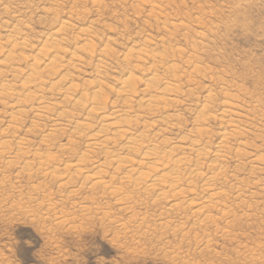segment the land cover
<instances>
[{"label":"bare ground","instance_id":"1","mask_svg":"<svg viewBox=\"0 0 264 264\" xmlns=\"http://www.w3.org/2000/svg\"><path fill=\"white\" fill-rule=\"evenodd\" d=\"M8 1L0 0V187L9 181L7 173L14 170L16 175L13 176V179H16V181L19 178H25L28 182L32 179H37L39 182L50 181V183L56 184L60 190L66 189L67 194L65 197L67 195L75 197L79 195L81 190L88 193L89 196L99 195L102 201L103 198L107 199L109 197L112 199V205H114L118 214L120 212V214L125 213L128 216L125 217V222L123 218V221L120 219L116 222L114 216V221L110 220L113 213H109L110 208L107 203H105L107 205L105 208L103 207L105 205L94 206L95 201L92 205L93 208L79 206L77 203V206L74 204L69 206H73V211L75 210L79 215L81 214L82 220L86 218L90 221L92 217L90 216L89 219L88 216L95 214L102 215L101 218L108 220L107 222L110 224L115 222L118 228L116 229L117 236L121 234L123 237H129L127 239H130L131 243L146 240L152 234L154 237H158L157 241H160L170 234L175 241V238L179 237L181 242L191 240L195 244L201 243L202 247L200 248L204 250L210 249L211 244L213 247L214 243H211L212 240H210L213 236L210 238L211 233L207 229L215 227L214 230H211L216 234L215 230H218L216 222L220 219H224V225L226 223L225 226L229 228L228 223L232 222L233 219H228V221H232L225 222L226 219L233 216L230 214L232 208H239L241 203L245 204V200L242 199L245 196L243 193L246 187L244 186L250 182L252 183V181L248 184L243 182L245 174L244 177L242 176L243 179L236 175L238 174L239 165L235 164L234 167L232 166V171H230L228 167L229 160H240L244 156L247 159L249 158L247 162L254 165L255 163L260 165L264 162V155H260V152L257 155L254 151L255 154L250 155L251 157L249 152L248 154L245 153L246 148L249 147L248 144H251L247 143L245 138L251 134L250 132L253 131L254 126L253 118L252 124L249 123V119L251 116L256 120L260 118V121L264 119V115H258L256 112L257 105L248 101L245 102V99L252 96L249 94L250 97H247V94L240 88L242 85L237 86V83L232 84L233 81H227L232 76L227 80H225L226 77L225 79L222 77L223 80L218 78V75H221L220 71H213L215 75L219 73L216 77H213L214 74L210 75L206 72L211 68L206 66L204 67L206 69L203 70L199 66V62L202 61L201 58L198 62L197 57H195L199 53L194 55L196 50H201L199 44L200 49L194 45L196 49L192 46V43H189L191 49H188L191 51L188 52L187 49L184 51L176 47L179 46L174 45L176 42H173L172 45L169 43L170 38L175 37L174 33L176 35L178 31L184 30L186 28L185 23L188 22L185 21L184 26L176 20L173 21L170 14L163 7L162 0L137 1L148 4L151 13L149 15L155 18L157 24L159 19V22H161V19L163 20L160 24L163 26L162 28L166 29L165 32L171 28L170 37H168L170 40L167 42L168 38L166 40L159 38L156 41L150 37H144L143 34L141 40L132 42L133 44L123 54L120 53L122 55L120 57L107 44L96 49L95 42L98 41L99 36L94 32L95 29L87 26L86 28L76 27L72 23L75 19L77 21L76 25H80V22H78L80 13L76 5L81 0L78 4L73 0L71 7L77 9L68 10L65 17L61 15L65 20L60 17V12L64 9L59 10L58 0H38V4L33 2L32 8L29 3H27L28 5L25 4L23 14L26 15L28 10L31 14L35 6L34 12L39 11L41 14L48 15V20L50 19L49 16H52V20L56 24L54 27L52 26L53 29L49 30L50 32L44 33L42 31L44 35L41 32L42 38H37L36 42L30 40L27 35L29 31L32 32L30 28L32 21H29V24L27 18L21 16L23 14L18 15L20 13L18 11L9 12L7 4L13 2L10 3L9 1L8 3ZM83 1L86 2V0ZM96 2H98L97 5H100L99 1ZM43 3L46 6L49 5L50 8L39 7ZM73 3L76 5L74 6ZM8 7L12 8L11 6ZM96 7L98 8V6ZM100 8L101 6L97 11H100ZM201 13V16L206 14L202 15ZM4 16H7L6 19H4ZM197 18L200 19V16ZM171 20L173 22H170ZM193 20L195 22V19ZM91 22L93 21L89 23ZM199 22L202 24L201 21ZM207 23L210 24L211 21ZM188 24H190V21ZM193 24L196 26V23ZM49 25L54 24L49 23ZM74 29L75 32H72ZM203 29L201 28L202 31ZM185 30L189 29L186 28ZM1 31H4L5 34H1ZM168 32L170 31L168 30ZM184 35L183 37H185ZM197 35L199 33L195 36ZM200 36L202 35L200 34ZM190 37L192 38V36ZM185 39H183L185 42L189 41L188 38ZM109 40L107 41L109 42ZM110 41L111 45H114L112 44L114 40ZM190 41L196 44V41L192 39ZM187 42L186 45H188ZM193 47L195 51L192 49ZM176 59L181 62V66L178 65ZM110 61L118 64L119 77L113 78L112 76L110 79L109 76L111 83H107L106 75L108 74V67H111ZM84 66L92 68L89 73L83 71ZM85 70H87L86 67ZM137 73L140 75L145 74V78L139 79ZM195 78H199V80L200 78H202L201 80L207 79L209 82H213L216 87L218 86L219 90L218 92L213 90L215 92L213 94L210 88L205 89L207 92L201 97L203 101L200 105L196 106L195 104L193 107L194 103L191 104L193 101L190 102L191 99L188 98L193 95L191 87L197 88L192 86ZM232 79L234 78L232 77ZM195 85L199 86V84ZM216 87L212 88L215 89ZM201 88L203 89V87ZM216 96L219 98L218 109ZM193 99L194 102H197L195 97ZM183 106L188 110V113H192V117H190L192 125L189 122L188 124L191 127L186 130L182 129L186 127V122L183 125V114H179L174 110ZM244 119L247 121H244ZM210 124L211 126L217 124L218 133ZM258 124L256 125L258 126ZM210 127L216 131V136L213 135L214 131L212 132ZM182 130L185 132H181L182 134L176 133ZM173 132L176 137H172ZM26 136H34L35 139H38L36 145L31 146V142ZM213 136L214 138L218 137L216 143H213ZM60 139H64L65 142H57ZM77 146H82V150L76 152ZM247 162L245 161V163ZM241 166L243 167L242 163ZM252 170V173L248 174L249 176L254 173ZM243 172L242 170L239 175ZM260 179L257 177V180ZM10 183L15 184L16 182ZM253 183L259 184L255 181ZM253 183L250 185H253ZM19 186L12 188L18 189ZM39 187L40 184L36 187L31 186L30 190L36 191L40 189ZM6 188H3L4 192L3 190H0V192L6 194ZM20 191L18 190V192ZM49 193L51 192L49 191ZM49 193L47 192V195ZM63 193L65 192L63 191ZM230 195L233 197L232 200L230 199L231 202H228ZM249 195L252 199V194ZM91 199L89 198L90 203ZM249 201L247 202L249 203ZM47 204V207L52 206L50 202ZM256 204L258 205V203ZM249 207L246 208H249V210L253 208H251V205ZM44 209V212L48 214L50 210L48 209L47 212V208ZM240 210L243 213L242 208ZM75 211L73 213L76 216L78 213L75 214ZM212 213L218 215L219 219L215 218ZM59 214L60 216H53L55 219L52 217V220H57L56 223L59 225H66L67 217L65 215L67 214L62 212ZM47 216L49 217V215ZM71 220L73 221V219ZM82 220L79 222H83ZM173 220H176V222ZM222 221L219 222L222 223ZM175 223L177 224L175 225ZM233 223L234 221L230 224V227ZM48 232L47 234L50 233ZM221 232L225 237L230 236V233L225 230H221ZM218 234L217 236H219ZM222 234L220 235L223 238ZM154 244L158 243L154 242ZM161 244L163 243L161 242ZM257 245L259 244L256 243ZM261 245L259 246L261 247ZM256 246L254 245V248ZM166 247L165 250L168 249ZM257 248L259 249V247ZM250 249L253 250V247ZM244 251L246 252L245 249ZM203 252L200 251L199 253ZM173 253L175 252L173 251L171 254ZM179 254L181 253L179 252ZM187 254L186 257H188ZM239 254L241 256L242 253ZM244 256L241 258L244 259ZM180 257L179 261H181ZM251 257L249 256V259H252ZM259 258H255L258 259L256 261L259 262ZM262 258L264 259L263 256ZM176 259L178 261V258ZM182 263L179 262V264Z\"/></svg>","mask_w":264,"mask_h":264},{"label":"rangeland","instance_id":"2","mask_svg":"<svg viewBox=\"0 0 264 264\" xmlns=\"http://www.w3.org/2000/svg\"><path fill=\"white\" fill-rule=\"evenodd\" d=\"M9 1L10 3L11 1L14 3V4L13 3L7 4V8L9 12L18 11L20 12L18 15H21L25 12V10L23 9V7H26L25 4L29 3L31 5V8H32L33 2L34 4L35 3L38 4V0H32V1L9 0ZM58 1H59V10L61 11V8L64 9L62 12H60V17L62 20H65L62 18V16L64 15L65 17L66 13H68V10L73 11L78 8V12L80 13L78 15V22H80L79 23L80 25H76L77 21H75V19H73L74 22L72 21V23L75 24L76 27L80 26L82 28H86L87 26V27H92L93 29H95L94 32H96V34L99 36L98 41L95 42L96 49L99 48L100 46H104L107 44L108 46L112 48L114 53L116 52V55L118 57L122 56L121 54H123V52H125V50L129 46H131L134 42H137L138 40L140 41L141 40L140 38L142 37L143 34L145 35V36L143 35L144 37H148V38L150 37L156 41L159 38L166 40L168 37H170L169 33H171V28L167 29V32H165L166 29L162 28L163 26H161L160 24L162 23L163 20L161 19V22H159L160 21L159 19L158 24H157L155 22L156 21L155 18L154 17L152 18L150 17L152 15H149L151 13L149 12L148 4L139 3L137 0H93V1L86 0V2H84L83 0H81L82 2L80 0L78 1L74 0L75 2H77L76 4H78L80 1L78 5L74 4L75 2L73 3L74 6L75 5L78 6L77 8L73 6H72L73 8L71 7L73 0L71 1L70 0H67V1L58 0ZM95 1H99L100 5H97L98 2L95 3ZM21 2L22 4H20ZM62 2L63 4H61ZM92 2L94 3L93 5L91 4ZM162 2H163L162 3L163 7L166 9V12L170 14V17L173 21L176 20L178 21V23H182V24H184L185 21L188 23L190 21V24L185 23L186 26L184 24V26L190 30L189 33H188L189 30H185L186 28H184V30L180 32L178 31L176 35L174 33V36H175L174 38L177 37L175 40L172 36L170 38L172 41L168 38L167 42L170 40L171 42L169 41V43H171V45L173 44V42H176L174 45H179L176 47L184 51L185 49H187L188 52L191 51L189 50L191 49L190 48L191 46L189 45V43L190 44L192 43V46L196 45L197 47L199 44V47L201 48L200 51L199 50L195 51L194 49L195 46L192 48L195 51L194 55L197 53L200 54V55L197 54V56H195L197 57L198 62L200 60L203 61V62L201 61V63L199 62L200 64L199 66L203 68V70L206 69L204 68L206 66H208V68H211L212 71H210L211 69L207 68L208 71L206 72H208L210 75L214 74L213 77H216V75L220 73L222 76L218 75V78L223 77L225 79L226 77L225 80H227L228 78L232 76L234 79H232L231 77V79L230 80L228 79L227 81L229 82L233 81L234 83L233 82L231 83L232 84L237 83L236 84L237 86L242 85L240 88H242L244 93L247 94V97H250L249 94L252 96L250 97L252 99L247 98L248 100L245 99V102L248 101V102H251L257 105L256 112L258 113V115L260 114L264 115V111H263L264 110V0H162ZM138 3L141 5H139ZM43 4H41L39 7L50 8L48 4H47L48 6H46V4L44 5ZM8 6H11L14 10ZM18 6H20L22 9ZM96 6H98V8L101 6V8L99 9L100 11H97L98 8ZM34 8L35 6L33 7V9ZM18 9L19 10L21 9V10L19 11ZM33 9L32 11L34 12ZM94 9H96L95 12H94ZM200 12H202L201 13L202 15L206 13L207 15L205 14V16L207 18L205 16H201ZM32 13L30 14L28 10L26 15L23 14L21 16L23 17L25 16L28 22L32 21L33 23V24L31 23L32 25L29 22L32 32L29 31L27 35L30 40L32 39L33 42H36V40L42 38L41 37L42 31H44V33L50 32L53 29L52 26L54 27L56 24L53 22L52 16H49L50 19L48 20L47 18L48 15H45L43 13L41 14L39 11L38 12L35 11L34 12L35 14L34 13L32 14ZM198 15L200 16L201 20L197 18L199 17ZM4 17H5L4 19H6L7 16H4ZM29 17L32 19L34 17V19L32 20ZM1 18L3 19V17ZM25 18L23 19L25 20ZM193 19H195V22ZM172 20L170 22H173ZM90 21H93L91 22L92 24L89 23ZM199 21H201L203 25L200 24ZM205 21L207 22L211 21V23L209 24ZM153 22H155L156 24ZM212 22H214L215 24L214 23L212 24ZM49 23L54 24V25H49ZM193 23H196V26ZM199 24L200 26L202 25L204 29L202 26L200 27ZM214 25H217V26H214ZM196 27H199L200 29L199 28L196 29ZM201 28L203 29V31L201 30ZM75 29L72 32H75ZM168 30L170 32H168ZM193 32L195 33L197 32L196 34L199 33V35L195 36L196 34ZM1 34L4 35L5 34L4 31H1ZM200 34L204 37L200 36ZM183 35L188 38V39L186 38L187 40H189L188 42L186 41L188 45L185 44L186 42L183 40L185 39V37H183ZM190 36H192V38ZM108 39L112 41L114 40V42H112V44L114 45H111L110 43L111 41L109 40L108 42L107 41ZM191 39L196 41V44L193 41H190ZM199 47L198 49H200ZM113 62H116V61H113ZM177 62L179 63V64L177 63L178 65L181 64L179 60H177ZM110 65L111 67H108V71H107L109 75L108 74L106 75L107 76L106 78L108 80H110L112 76L113 78L119 77V73L117 72L118 64L111 62ZM115 66L117 69L115 68ZM85 67L87 70H85ZM83 68L82 70L87 71V73H89L90 70L92 69V68L90 69V67L88 66H84ZM216 70L217 72L219 71L220 72L216 73L215 75L214 72H216ZM227 74H229L230 76L228 77ZM139 75L140 74L137 75L139 79L142 80L145 78V74L144 75L141 74L142 76L141 75L139 76ZM109 76H110V79L108 78ZM83 78L85 79V77ZM195 79H194V82L197 81L195 82V84H199V86L195 85L193 82L192 86L197 87V88H195L196 89L195 91V89L191 87L193 95L192 97L189 96L188 98L189 100L191 99L190 102L193 101L191 102V104L194 103L192 105L193 107L195 106V104L196 106L200 105L201 101H203L202 100L203 98L201 97H203V95L206 94L208 90L207 88H210L212 91L214 90L215 92H218L219 90L218 86L216 87V85L213 82L211 81L209 82L207 79L201 80L202 78H200L201 81L199 80V78L196 80ZM108 80H107V83L108 82L111 83V80L110 81ZM212 83L213 85L211 86ZM206 86H209V87H206ZM201 87H203V89ZM212 87H216L215 89L217 90H215ZM214 91H213V94H215ZM194 92L195 93L198 92V93L195 94ZM232 93L235 94L234 92ZM194 97L196 98L195 100L197 102H194V99H193ZM198 97H199V100H198ZM216 99H217V104H216L217 106L219 104L218 103L219 98L216 96ZM249 100H252V101H249ZM255 102H257L259 105ZM247 104L250 105L249 103ZM258 106L259 108H262V109H259ZM183 107H177L174 110H176L177 113L179 114H183L182 115V117H184L182 119L184 120L183 125H185L184 122H186V125H185L186 127L185 128L183 127L182 129L186 130L191 127L190 124L192 120H190L191 119L190 117H192V113L191 114L188 113V110H186L185 107L184 108ZM179 108L183 111L177 110ZM218 108L219 107L217 106V109ZM252 118H253V123H254L253 124L254 126L252 125L253 126L252 130L253 131L256 130V131H254V133L253 131H251L250 132L251 134H249L248 136L246 135L247 136L245 138L246 142L251 143V144H248L249 147L248 146L247 147L251 149L246 148L245 153L248 154L249 152V156H250L252 154H255V152L258 155L260 152V155L263 156L264 155V142H263L264 141V128H263L264 126L262 127V125H264L263 123L264 117L262 118L263 121H260V118L256 120L254 117L251 116L250 118L251 120L248 118L249 123L251 124H252L251 122ZM254 120L256 121V123ZM244 121H247V120L244 119ZM189 122L190 124H188ZM257 123H259L258 126L261 125L260 123H263V124L260 127H258L256 125ZM216 125L217 124H213L211 126L210 124V126L213 127V129L216 130L218 133L219 129H218V126L216 127ZM213 129L211 128L212 132L214 131ZM183 130L176 132V133L178 134H180L181 132L184 133L185 131ZM216 131L213 132L214 136H216ZM257 131H260V132L257 133ZM174 135L175 133L172 135V137ZM214 136L212 137L214 140L213 143L214 142L216 143L218 141V137L214 138ZM26 137L27 139L30 140L31 146L36 145V141L38 139H35L34 136H26ZM32 141H34L35 144L32 143ZM59 141L60 143L65 142L64 139L63 140L60 139L57 142ZM81 148L82 146H77L76 152H79L78 150L81 151L82 150ZM243 158L240 160H236V159H233L232 161L229 160L231 162V163L229 162V164L227 162L229 170L232 171V166L234 167V165L237 164L240 167H238V171H237L238 174L236 175H238V177L240 176L239 177L240 179H243V177L245 176L243 182H247L246 184H248V182L250 181H252V183L255 181V183H259V184L253 183V185H250L252 184L250 182L248 185H245L244 183L245 185L244 187L246 188H244L243 194L246 197L244 196L242 197V199L245 200V204L243 205V203H241L239 208L238 207L232 208L231 212L233 214L232 213L230 214L235 216L234 218H237V219H234L233 216H230L229 214L230 218H227L225 221V222L232 221V220L228 221V219H233L234 223L236 221L235 223L236 225L233 223L232 227H230L231 226L230 224L233 221L228 223L229 228L231 230L228 228V226H225L227 225L226 223L224 225L223 223L224 219H220L221 221L223 220L222 223L219 222L220 220L216 222V227H218V230H215L216 234L213 233V230L215 227L213 228L209 226L210 229H207V230L208 231L210 230V233H211L210 238L213 236L210 240H212L211 243H214V244H213V247L211 244L210 249H206V250L200 248L202 247V245H200L201 243L199 244L197 243L198 244L197 245L193 243V241L191 240L190 241L188 240L187 242H181L179 237L175 238L176 239L175 241L172 235L170 234L166 236L168 238L165 237L167 241L165 238H163L166 242L164 240L157 241L158 237H154V235L152 234L151 237H147L146 240L143 239V240H140L141 242L134 241L133 243H131L132 241L130 239H127L129 237H123L121 234H118L117 236L116 229L118 228L115 222L114 223L111 222L110 224L109 222H107L108 220L106 221L105 219L101 218L102 215L100 216V215H95V214L93 215L91 214L88 216L89 219H90V216L92 217L90 221L86 218L82 220L81 214L79 215V213L74 210L75 214L78 213L75 216L73 213L74 212L73 206H71L72 208L69 206L71 204L76 205L77 203V205L79 206L83 205L84 207L87 206L91 208H93L95 205H100V206L105 205L103 206L105 208L108 205V207L110 208L109 213L111 214L113 213V215L110 214L111 215L110 220H113L116 218L115 220L117 222L120 219L121 221L125 219L124 220L125 222L128 216L125 215V213L120 214L119 212L121 216L120 217L118 214V211L116 210V208H114V205H112L113 203L112 199H110L109 197L107 199L103 198V201H102V198H100L99 195H93V196L90 195L92 197L91 199L88 193H86L83 190H81L79 195H76L75 197H69L68 195L65 197V195L67 194L66 189L60 190V188H58L56 184L52 182L50 183V181L49 182L48 181L39 182V180L37 179H32L28 182L27 179L25 178L24 179L19 178L16 181V179H13L14 178L13 176L16 175V172L14 170H13L14 172L9 171V173H7L8 174L7 176L9 177V181H8L9 183L6 182L7 184L5 183L2 187H0V190H3V192L5 191L4 189L7 187L6 194L2 193V191L0 192V264H179V262L180 263L184 262L182 264H186V263L187 264H250V262L251 264H264V261H263L264 259L262 258V256L264 257V246H263L264 245L263 243L264 242V209H263L264 208V194H263L264 193V190H263L264 189V183H263L264 182V168H262L264 167V162L260 163L261 166L258 163L257 165L256 163L254 165V164L247 162L249 158L247 159L244 156ZM234 160L236 163L234 162ZM245 161L249 164L245 163ZM241 163L243 164V167L241 166ZM244 165H245V168H244ZM256 166H259V167L257 168ZM240 168H244L245 170L242 169L244 172L239 175V173L242 171ZM251 169H253L252 171H254V173L252 174L253 176L248 175L252 173ZM239 170L241 171L239 172ZM257 177L258 179L261 178L263 182L261 179L257 180ZM247 178L249 179V181ZM10 182H14V183L16 182V183L13 184ZM17 182L20 184H18ZM38 184H40V187H39L40 189L36 191H33L32 189L30 190L31 186L36 187ZM16 185L18 186L20 185L19 186L20 188L13 189L12 187H18ZM257 185L259 187L256 188L255 186ZM18 190L19 191L21 190L22 192L20 191L21 192L20 193L18 192ZM49 191L52 194L49 193ZM63 191L65 193H63ZM39 192H41L42 195H40L41 193ZM47 192L49 193L48 195H47ZM250 193L252 194V199H250V195H249ZM254 193H256L255 196H253ZM96 196H99V197L97 198ZM232 197L233 196L230 195L228 202H231L230 199L232 200ZM72 198L73 199L75 198V200H73ZM89 198L91 199V203H90ZM246 198L247 199L249 198V199L247 200ZM94 201H95V204H94ZM247 201H249L250 204ZM49 202L52 205L51 206L52 208L46 206V204ZM105 203H107V205ZM256 203H258V205ZM93 204L94 206H92ZM110 204L112 205V207ZM250 205H251V208L252 207L253 208L249 210ZM244 206H245V209H244ZM246 207H249V208L247 209ZM44 208H47L46 209L47 212L50 210L49 213L51 215L49 213L46 214V212H44L45 210ZM241 208L243 210V213L245 212L244 214L246 216L248 215L249 217L248 216L246 217L242 213V211L240 210ZM28 210L31 212H29ZM54 212L56 213L55 215H54ZM60 212L67 214L65 215L67 217L66 225H59L56 223L57 220H52L54 217L60 216L59 214ZM42 214L45 216V218ZM47 215H49V217ZM69 215H71L72 217H70ZM212 215L215 216V218L219 219L218 215H215L214 213H212ZM117 217L119 218L117 219ZM44 219H46L47 221H45ZM71 219H73V221ZM99 219L102 221V223ZM81 220L83 222H79ZM173 221L176 222V220H173ZM49 222L50 224L51 223L52 224L50 225ZM48 224L49 226L51 227L53 226V227L52 228L49 227ZM176 224L177 223H175V225ZM47 227L48 229L46 230ZM185 227L187 228V225ZM223 229L227 231L228 233H230V236L228 235L225 237V235L222 234L221 232V230L224 231ZM47 231H49L50 233L48 232L49 234H47ZM218 231L220 232V234L223 235L224 239L222 238L220 234H218L219 233ZM217 234L220 237L217 236ZM216 236L219 238H217ZM214 238H215V241H214ZM154 242L158 244H154ZM161 242L164 245L161 244ZM170 242L172 245L174 244L175 245L172 247ZM256 243H258L259 245H261V243L263 244L260 247L259 245L256 246ZM254 245L256 246L255 248L259 247V249L258 248H257L258 250L255 249ZM164 246L168 249L165 250ZM196 246H199V247H196ZM252 247H253V250L250 249ZM199 248L202 250H200ZM243 248L246 250V252L244 251ZM209 250L211 251L212 254L210 253ZM173 251L175 253L179 251L181 254H179V252L177 254L175 253L171 254ZM200 251L203 253H199ZM237 251L242 254L244 253L243 254L245 255L244 259H242L243 255L241 254L240 256V254ZM236 253L239 254L240 257L237 256ZM186 254L188 257L185 256ZM248 254L250 257L252 255L254 256L257 255V256L256 257L252 256L251 257L253 259L252 260V259H249ZM179 255L180 256L182 255L181 256L182 259ZM178 256L180 257L181 261H179ZM260 256L261 258H259ZM173 258L175 259L178 258V261H176L177 259L175 260ZM255 258H259V262L256 261L258 259H255ZM241 259L243 260V262ZM244 260L246 263L244 262Z\"/></svg>","mask_w":264,"mask_h":264}]
</instances>
